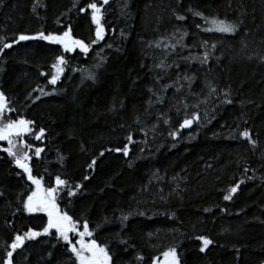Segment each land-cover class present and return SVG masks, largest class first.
Returning a JSON list of instances; mask_svg holds the SVG:
<instances>
[{
  "label": "trees",
  "instance_id": "trees-1",
  "mask_svg": "<svg viewBox=\"0 0 264 264\" xmlns=\"http://www.w3.org/2000/svg\"><path fill=\"white\" fill-rule=\"evenodd\" d=\"M90 2L3 0L0 38L11 43L20 33H60L71 25L75 38L90 43L95 38L91 10L79 12ZM176 14L186 19L177 20ZM204 17L242 23L235 34L205 31L212 25ZM102 23L105 38L87 55L41 40L22 41L0 53V91L15 109L4 121L23 117L35 122L34 132L46 130L42 140L25 137L34 149H44L33 156V175L43 176L46 187L55 185L57 175L71 185L83 184L74 197L61 191L58 204L74 219H87L90 229L101 225L94 238L109 245L114 264H152L172 246L180 264H264V0H109ZM183 32L188 35L181 40ZM205 51L210 53L206 63L193 59ZM61 54L68 63L52 85L50 75L41 73L50 74ZM161 61L170 67H155ZM185 75L194 77L191 88ZM209 82L215 94L209 95ZM165 85L171 87L162 92ZM150 88L164 103L153 97L149 108ZM225 91L231 104L222 102ZM185 111L199 112L201 120L174 140L169 133ZM245 128L258 141L255 149L240 136ZM129 133L134 143L126 157L114 149L124 147ZM7 146L0 141V149ZM93 159L97 163L89 169ZM18 171L0 150V264L17 232L47 223L44 213L15 211L21 207L17 195L33 187ZM237 183V193L225 200ZM122 214L129 215L123 230ZM199 236L213 241L204 252ZM53 244L54 237L26 240L14 253V264H72L63 242ZM137 254L144 259L136 260Z\"/></svg>",
  "mask_w": 264,
  "mask_h": 264
},
{
  "label": "snow or ice",
  "instance_id": "snow-or-ice-1",
  "mask_svg": "<svg viewBox=\"0 0 264 264\" xmlns=\"http://www.w3.org/2000/svg\"><path fill=\"white\" fill-rule=\"evenodd\" d=\"M3 0H0L2 3ZM109 4V0H92V2L88 3L86 7L79 8L80 13H86L88 9L91 10V21L95 25V38L90 41V43H85L82 39H77L72 35V27L68 25L64 31L60 33L49 32L45 33L43 29L37 31L35 34L29 35L20 33L17 38L13 39L11 43H4L3 39L0 38V53H2L5 49H11L14 44H18L22 41L29 40H41L46 41L52 44H57L62 46L64 52H73L76 49H79L85 55L88 54L92 45L98 44L100 41H103L105 38V27L102 23L104 18V8ZM76 3L73 4L75 8ZM36 11L35 6L33 7V12ZM189 11H193L189 9ZM193 15L203 17V13L194 11ZM175 18L177 20H185L186 17L183 15L176 14ZM207 23H210L212 27L205 28V31H215L219 33H228L235 34L240 27L242 21L231 22L225 19L211 18L210 20L204 17ZM59 19H57V23H59ZM200 27V25H197ZM180 30L177 29V32ZM123 35V33H122ZM187 32H183L180 36L182 40L184 36H187ZM179 43V41H177ZM204 45L207 46V41L204 42ZM107 47H111V45H107ZM149 47H152L149 44ZM155 47L160 48L161 42H155ZM165 48L175 49L176 44L164 45ZM215 48L216 45L213 44L211 46ZM103 51V50H101ZM99 55V53H97ZM210 53L205 51L203 57H194L193 59H199L201 63H206L209 58ZM104 58L101 57V60ZM183 59H188L187 57ZM251 59V57H249ZM261 61H264V56L260 57ZM67 60L63 54L58 55L55 58V62L51 65L52 72L49 73H41L42 76L50 75V79L48 83L55 85L60 77L63 75L65 71V67L67 65ZM101 66L100 64L97 67ZM177 68L179 64L175 65ZM155 67L160 69H165L166 67H170V65H166L164 61H161L159 64H156ZM88 79H95V74L90 73ZM160 77H156V80L159 81ZM182 79L188 82V87L191 88V85L194 81V77L192 76H183ZM171 87V85H165L162 87L161 91L166 92L167 89ZM209 89V95L215 94L217 92V88L214 87L210 82L207 85ZM41 93H43V89H39ZM152 95L149 97L148 105L149 108L153 105V97H155V103H164V98L161 95H158L156 91L152 88L148 90ZM179 91V89H177ZM48 95L49 93H44ZM225 99L222 101L223 103L231 104L232 100L227 97L230 95L229 92L225 91L223 93ZM40 97L37 96L38 100ZM206 102V101H205ZM184 109L188 108V105L184 103ZM199 107V105H196ZM15 109L9 107L7 98L3 91H0V141H6L8 146L6 148H2L3 152H6L9 157H12V163L21 171H18L16 175L18 177H25L26 180L31 182L30 190L25 193L21 192L17 195V201L21 204L20 208H17L16 212H26L28 214L33 213H44L47 216V223L40 229L35 230L33 228H28L23 234L17 232L14 236L12 242L8 245L10 250L6 251V258L3 261V264H14V253L17 249H21L26 240H35L39 237L47 236L54 237L56 240V244L51 245L52 248H55L57 244L63 242L66 246L68 253L71 254V257L74 258L72 264H114L113 255L109 251V245L99 243L94 238V233L98 230L101 225H97L96 229H90L89 221L87 219H74L73 216L69 215L68 211L62 210L57 203L58 195L61 191L67 190L66 195L68 197H74L77 195V192L83 188V184L77 183L75 185H71L68 180L62 179L61 176L57 175L55 177V185L45 187L44 186V177H37L33 175V169L31 167V161L33 156L40 157L41 153L44 151L41 147H36L32 154H29V151H25V149H32L33 145L26 143L22 138L25 135H34L36 140H42L45 136L46 130L41 127L38 132H34V124L35 122L32 120L25 119L20 117L18 119L9 118L7 122H4V117L6 112H14ZM177 115L181 114V109L179 107L176 108ZM161 117L163 118L162 122L164 124L170 123V118L166 116L165 113H161ZM214 118V117H213ZM158 120L160 117L157 118ZM201 120V116L199 112L188 113L185 111L183 113V119L179 122V127L169 133V135L175 140L179 135L180 130L191 128L194 123H199ZM210 122V121H209ZM137 123H139V118H137ZM245 123H247L245 121ZM156 125H153L155 129ZM140 131H144L143 128L139 129ZM240 136L247 140L253 147L256 148L258 141L252 138V131L249 128H245L242 132H240ZM127 143L123 148L114 149L115 152L122 153L124 156H128L130 152L129 145L133 144V136L131 133L126 137ZM146 143V141H145ZM108 151H113L109 149ZM143 151V149H141ZM104 152L100 153V156H103ZM63 159V157H61ZM97 161L93 159L91 163L88 165L89 169H94ZM131 166V165H129ZM248 169H245L247 172ZM84 180H89V176H84ZM243 183V181H240ZM240 183L235 184V186L229 189V194L224 196L225 200H231L232 196L237 193ZM4 196V193L0 191V197ZM208 211V209H205ZM143 215V213H139ZM15 215V213H13ZM129 219V215L122 214L119 217L120 223L123 227H126L125 222ZM105 223H108V218L105 217ZM53 230H55L53 232ZM119 236V233H117ZM149 236L152 233L148 234ZM75 239V242H74ZM199 241L202 242V247L200 248L201 252H204L209 245L213 244V241L207 236H199L196 237ZM121 244L127 245L128 241L121 239L119 241ZM134 247V246H133ZM162 257H154L152 259V264H180V259L177 253V248L175 246L169 247L167 250L162 252ZM48 256L51 258L53 256L52 252L48 253ZM136 260L142 261L144 257L142 255L137 254L135 257Z\"/></svg>",
  "mask_w": 264,
  "mask_h": 264
},
{
  "label": "rangeland",
  "instance_id": "rangeland-1",
  "mask_svg": "<svg viewBox=\"0 0 264 264\" xmlns=\"http://www.w3.org/2000/svg\"><path fill=\"white\" fill-rule=\"evenodd\" d=\"M4 122H7V120L6 121H4ZM22 139H24V137L22 138ZM25 151H28V149H25ZM32 151L34 152V149H32ZM29 154H30V152H29ZM31 163V162H30ZM32 164V163H31ZM46 187V186H45ZM57 203H58V200H57ZM161 259H163V257L161 256L160 257Z\"/></svg>",
  "mask_w": 264,
  "mask_h": 264
},
{
  "label": "flooded vegetation",
  "instance_id": "flooded-vegetation-1",
  "mask_svg": "<svg viewBox=\"0 0 264 264\" xmlns=\"http://www.w3.org/2000/svg\"><path fill=\"white\" fill-rule=\"evenodd\" d=\"M26 143H28V144H30L28 141H26V139H23ZM31 145H33V148L32 149H34V144H31Z\"/></svg>",
  "mask_w": 264,
  "mask_h": 264
},
{
  "label": "water",
  "instance_id": "water-1",
  "mask_svg": "<svg viewBox=\"0 0 264 264\" xmlns=\"http://www.w3.org/2000/svg\"><path fill=\"white\" fill-rule=\"evenodd\" d=\"M32 167V166H31ZM34 187V186H33Z\"/></svg>",
  "mask_w": 264,
  "mask_h": 264
}]
</instances>
